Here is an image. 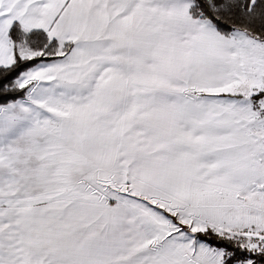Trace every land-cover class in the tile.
Returning a JSON list of instances; mask_svg holds the SVG:
<instances>
[{
    "label": "snow or ice",
    "instance_id": "1",
    "mask_svg": "<svg viewBox=\"0 0 264 264\" xmlns=\"http://www.w3.org/2000/svg\"><path fill=\"white\" fill-rule=\"evenodd\" d=\"M0 264H264V0H0Z\"/></svg>",
    "mask_w": 264,
    "mask_h": 264
}]
</instances>
